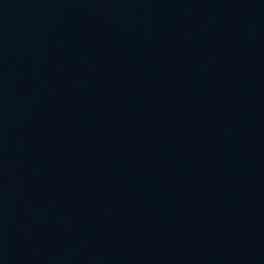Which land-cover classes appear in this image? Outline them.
<instances>
[{"label":"water","instance_id":"water-1","mask_svg":"<svg viewBox=\"0 0 264 264\" xmlns=\"http://www.w3.org/2000/svg\"><path fill=\"white\" fill-rule=\"evenodd\" d=\"M0 264H264V0H0Z\"/></svg>","mask_w":264,"mask_h":264}]
</instances>
